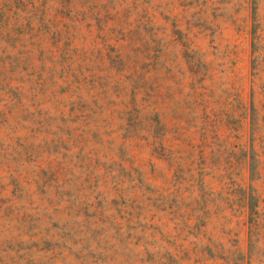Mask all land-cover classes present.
I'll return each instance as SVG.
<instances>
[{
	"label": "rangeland",
	"instance_id": "374dc122",
	"mask_svg": "<svg viewBox=\"0 0 264 264\" xmlns=\"http://www.w3.org/2000/svg\"><path fill=\"white\" fill-rule=\"evenodd\" d=\"M0 264H264V0H0Z\"/></svg>",
	"mask_w": 264,
	"mask_h": 264
}]
</instances>
